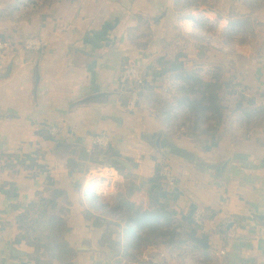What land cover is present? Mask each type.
<instances>
[{
	"label": "crops",
	"instance_id": "obj_1",
	"mask_svg": "<svg viewBox=\"0 0 264 264\" xmlns=\"http://www.w3.org/2000/svg\"><path fill=\"white\" fill-rule=\"evenodd\" d=\"M27 1L22 8L21 0H0V39L13 41L0 52V153L40 149L47 172L33 176L1 161L0 264H264V0ZM210 29L216 31L209 34ZM214 35L219 51L232 56L222 54L224 60L212 65L205 59L177 60L182 68L165 75L219 88L224 81L218 71L232 69L254 104L235 109V96L218 93L224 107L219 127L189 133L167 128L172 103L150 108L147 88L138 108H127L129 95L119 82L123 67L154 65L158 54L170 61L163 54L179 48L188 53L197 37L204 41ZM26 36L43 39L45 48L21 50ZM224 36L227 40H220ZM179 96L172 92L176 102ZM245 120L254 128L239 133ZM43 125L57 126L59 135L43 138L37 133ZM102 132L118 153L112 158L128 162V167L118 162L121 177L112 188L89 172L105 158L90 142ZM211 132L217 144L207 149ZM160 161L170 165L179 192L170 203L176 212L172 226L180 231L182 216L192 206L201 209L197 235L208 236V248L187 237L174 245L131 247L134 232L105 211L119 196L142 214L149 210L145 183ZM48 175L64 192L58 210L69 228L65 241L74 249L64 262L43 261L42 250L37 260L30 256L34 247L16 241L22 233L18 217L40 196H50ZM129 184L135 186L130 194ZM98 198L104 202L98 204Z\"/></svg>",
	"mask_w": 264,
	"mask_h": 264
},
{
	"label": "trees",
	"instance_id": "obj_2",
	"mask_svg": "<svg viewBox=\"0 0 264 264\" xmlns=\"http://www.w3.org/2000/svg\"><path fill=\"white\" fill-rule=\"evenodd\" d=\"M159 63L161 67L157 69L155 65L149 66L153 69L152 72H149L153 77H161L167 72H171L172 70H180L181 64L175 61H168L166 57H160ZM168 67V65H170ZM154 78V79H155ZM185 78V77H184ZM197 81L198 84H201L205 87L204 91L202 90L201 95L197 96L196 94L190 95L185 94L182 98L177 101L179 106H187L191 113L194 115V122L189 125L190 130L199 129L200 123L202 122V118L206 117V113L208 112L206 119L216 121L218 124L219 119L221 118L222 110L224 107L219 104L218 100V92L212 91V87H217L216 84H205L201 80L196 78H185L184 85L181 86L180 90L187 91L191 90L196 92L194 89L193 81ZM192 81V82H190ZM195 81V82H196ZM149 82L147 80V75L145 73V84L142 86L143 91L147 88L149 89ZM129 91L126 89V92ZM227 94L235 96V109H243L245 105L254 104V100L247 98L244 93H237L234 89H230ZM264 95V93H262ZM210 122V123H211ZM209 123V124H210ZM207 129H205L206 131ZM37 133L46 138L48 140H54L56 137L50 135L47 126L43 125ZM211 138L213 142L207 149H210L212 146L217 144L216 142V134L212 133ZM102 151L105 158L103 162H100L97 165L110 164L117 167L122 171V167L118 162H116L112 157L118 156V153L111 151V147L107 149H96ZM95 151V150H94ZM99 151V152H100ZM43 156V152L40 149H36L33 153L30 154H22V153H0V166L1 161H4L5 168H9L13 171H18L21 168L27 169L29 173L33 176H37L39 174H44L47 172V167L39 162V158ZM47 187L50 190V196L44 197L40 196L38 202H33L31 205V209H36V207L43 206L44 208L41 210L42 215H45V218L39 224H43L47 227L50 232L58 235L59 239L52 241L49 244L50 249L52 251V258L57 261H68L72 256L74 249L65 241V234L69 231V228L66 227L63 218L59 214H53L47 216L48 211H54L58 208V199L63 196V190L55 187V181L49 175L47 176ZM144 184V183H143ZM145 184H148V193L150 197V209L145 210L142 214L137 209L133 203L127 201L121 196L118 197V200L113 206L109 207L107 210L109 215H112L117 221H123L126 224L127 229H130L134 232V243L131 247L137 248L142 244L149 243H157L158 241L165 242L167 244L174 245L175 243H182L183 240L187 237V239L191 240L198 247L208 248V236L207 235H197L199 229L202 227V224H197L193 221V213L195 211V206H192L189 210V213L185 216H182L184 225L180 231L177 228L173 227L174 215L176 212L171 207V202L176 201L179 197V192L177 187H168L163 180L162 175H160V165L157 164V169L155 175L149 179ZM144 184V185H145ZM135 189V186L132 184L128 185V194L132 193ZM104 207V208H106ZM118 209V210H117ZM30 210L21 214L18 217L19 229L21 230V236L17 238V242H21L25 240L30 246L34 247V253H31L30 256L38 260V253L41 251V248L44 246L43 244H39L37 242L41 241L39 238H33L29 236V229H33V226L30 225L33 220L30 217ZM117 210V211H116ZM135 230V231H134ZM141 230V233L138 232ZM57 237V238H58ZM50 238V237H48Z\"/></svg>",
	"mask_w": 264,
	"mask_h": 264
},
{
	"label": "rangeland",
	"instance_id": "obj_3",
	"mask_svg": "<svg viewBox=\"0 0 264 264\" xmlns=\"http://www.w3.org/2000/svg\"><path fill=\"white\" fill-rule=\"evenodd\" d=\"M215 31H216L215 29H210L209 34H213ZM216 39H217V36L212 37V38L209 37V40L205 39L203 41L201 39V36H200V37H197V39H195V41H194L195 44L193 46V50H190L188 53L182 51L181 48H179L178 50H175V51H172V52H166L167 54H163V55H168V58H170L171 61H175V60L179 61V60H185V59L192 58L193 62H195L197 59H199V60L200 59H205V60H209L211 65L212 64H216V63L224 60V57L222 56V54L227 55V57H230V56L233 55L232 53H228V52L227 53H223V52L219 51V48H218L219 45L216 44ZM224 39L227 40L226 36H224V38L221 37L220 40L224 41ZM178 42L181 43L182 45H184V41L183 40H179ZM209 42H211L210 45H209ZM185 46H187V45L185 44ZM225 50H227V49L225 48ZM186 51H188V50L186 49ZM159 58H160V56L158 54L153 60V63H155L154 65L157 67V69L159 67H161V64L159 63ZM166 58H167V56H166ZM130 64H135V63H130ZM135 65L138 66V64H135ZM170 66H171V64L168 65V67H170ZM140 69H141L142 73L144 74V76H145V73H146L147 80L150 81L149 82V89L147 91L148 92H150V91H158V93L160 95V96L157 95L158 98H159V101L160 102L164 101V103L162 102V104H161V106H164L163 109L164 108L165 109L169 108V104L171 102L172 103L171 111H173L175 114L180 111V108L175 107L177 102L175 101L174 97H171L172 96V92L177 91L182 96L185 95V94H190V95L196 94L197 96H200L202 90L204 91V89H205L204 86H202L201 84H198L197 81L195 80L196 82L193 81L194 82L193 87L196 90V92H193L191 90L183 91V90H180L181 85H179L178 83H175V79H173V78L169 79V77L167 75H165V74H168V73H165L163 75L162 80H157L155 77H153L149 73V72L153 71V69L150 68L149 66L140 67ZM195 69H197V68H195ZM217 70L218 69H216V68L211 69L210 75H212L213 72H215ZM194 71L198 72L199 70H194ZM171 73H172V71H171ZM214 75H215V73H214ZM217 75H219L220 79L222 81H224V82H221V85H220V87L218 89H217V87H212V91L214 90L215 93L218 92L220 95H218V94L217 95L220 96V98L221 97L222 98H227L228 97L227 95H230V94H227V92L230 89H234L235 91H237V93H244L246 96L248 95V93H249L248 91L249 90L247 89V87L241 81H238L240 79H237L235 77V74L232 73V69L229 70V72H226V73H223V72L219 73V71H218ZM167 77H168V79H167ZM165 79H167V80L164 81ZM190 82H192V81H190ZM165 90H168V92H166ZM221 93H223V96H221ZM163 95H165V96L168 95L167 100L164 99V97H161ZM182 96H179V97L182 98ZM162 98L164 100H162ZM220 101H221V99H220ZM160 107L154 108V110L157 111V110L160 109ZM230 110H232V109H230ZM206 117L202 118L203 122H201L199 128H202L203 130L207 129L209 131H212V130L216 129L217 127H219L220 123L217 124L215 120H213L211 122V120L206 119ZM205 120L207 122H205ZM243 122L244 123H242L241 125H238V126H240L239 133H241L244 129L245 130H247V129L249 130L251 128H254V127H252V126L250 127V125H248L249 124V120H245ZM245 122H246V126H244ZM190 129H192V128H190ZM190 129H187L186 132L189 133L191 131ZM195 130H199V129H195ZM200 133H202V132H200ZM96 182L104 183L109 188L115 187V184H116V182L113 183V184H111V183L109 184L106 181H104L102 179H99V178H97ZM43 208H44L43 206H39V207H36V209L30 210L29 214H30V217L33 219L31 221L30 225L33 226V229H29V233L28 234H29V236H31L33 238L41 239V241H39L37 243H39L41 245L42 244L44 245L41 248V250H42V252H41L42 254L41 255H43V258H44L43 261L48 262V261L54 260V259L52 258L53 255H52V251L50 249V246H49V244H46V243H50V242L55 241V240L59 241V239H62V238H59L58 235H56L53 232H50V230L47 227H45L43 224L42 225L39 224V222H42L44 219H46L45 215H42V213H41V210ZM56 213L59 214L60 216L63 215V211L62 210L59 211L58 208H57V210L55 209L54 211H48L47 216H50V215H53V214H56ZM64 219L65 218H63L62 220H64ZM64 222H65L66 227H68L65 220H64ZM48 237H50V238H48Z\"/></svg>",
	"mask_w": 264,
	"mask_h": 264
},
{
	"label": "built area",
	"instance_id": "obj_4",
	"mask_svg": "<svg viewBox=\"0 0 264 264\" xmlns=\"http://www.w3.org/2000/svg\"><path fill=\"white\" fill-rule=\"evenodd\" d=\"M235 2H241L242 0H234ZM37 3H41V0H38ZM22 8H25V6H29V3L27 0H21ZM46 46V43L43 39L36 37V36H26L23 38L20 44V49L23 51L28 52H41ZM13 47V41L10 39H0V52L6 51ZM123 71L121 74V77L119 79L120 85L123 88V90H129L127 91L129 95V100L127 103V108L129 110H136L138 108V105L140 101H142V95L145 93V90L143 91L142 86L145 84V76L142 73L141 69L135 65V64H129L125 67H123ZM157 80H160L157 78ZM175 83H178L179 85H184V82L181 79H176ZM168 92V90H165ZM147 102L150 106V108L154 109L157 107H160L162 102L159 101L158 96L152 91L147 98ZM175 107L180 108V111L176 114L172 111V119L168 122L167 128L169 130L173 131H186L189 129V125H191L195 117L189 110L187 106H179L178 103H176ZM209 115V113H206ZM206 115V116H207ZM202 121V120H201ZM203 122V121H202ZM205 122H207L205 120ZM201 124V123H200ZM208 124V123H207ZM206 124V125H207ZM49 130V133L52 136L57 137L59 135V128L57 126L47 127ZM91 146L97 147L98 149H107L112 142L111 136L106 133H98L93 136H91L90 139ZM89 151H92V149ZM160 165V175H162L164 182L166 185L170 188L176 186V178L171 170L170 165L167 162H159ZM90 174L94 175L95 178L102 179L106 181L107 183H115L119 177H121L120 170L110 164H103V165H97L94 166L90 171ZM98 204H102V199L98 198L96 200ZM109 207H106V210ZM203 212L201 209H197L193 214V220L197 224H202L203 220L202 217Z\"/></svg>",
	"mask_w": 264,
	"mask_h": 264
},
{
	"label": "water",
	"instance_id": "obj_5",
	"mask_svg": "<svg viewBox=\"0 0 264 264\" xmlns=\"http://www.w3.org/2000/svg\"><path fill=\"white\" fill-rule=\"evenodd\" d=\"M117 162H119L121 165H123L124 167H128V162H126L124 159L122 158H115ZM18 253H22V252H18Z\"/></svg>",
	"mask_w": 264,
	"mask_h": 264
}]
</instances>
